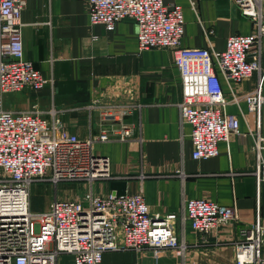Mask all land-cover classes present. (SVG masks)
Instances as JSON below:
<instances>
[{"label":"built area","instance_id":"1","mask_svg":"<svg viewBox=\"0 0 264 264\" xmlns=\"http://www.w3.org/2000/svg\"><path fill=\"white\" fill-rule=\"evenodd\" d=\"M27 0H0V264H58L62 254L73 264H98L107 251L163 248L184 258V224L201 236L238 218L232 206L206 198H182L178 212H151L142 193L92 191V183L111 176L109 158L94 151L98 142L127 141L134 124L127 120L140 104L99 92L85 105L96 116L97 132L76 136L60 118L46 120L42 110H9L7 92L38 90L48 80L23 57L21 11ZM251 18L255 30L228 36L223 50L181 45L184 14L181 4L163 0H87L91 23L111 30L124 17L134 19L137 46L166 48L181 78L177 103L179 124L191 125L192 156L212 158L218 142L250 137L256 179H264V66L260 51L248 56L264 34V0H232ZM255 76L252 90L234 92L231 82ZM224 80L231 88L226 96ZM244 101L254 112L255 129L241 131L235 114L224 109ZM51 113L55 110L52 108ZM176 175L188 174L180 168ZM37 180L85 182L89 188L75 199L54 198L49 207L30 210V184ZM234 264H264V226L259 214L239 230L233 242Z\"/></svg>","mask_w":264,"mask_h":264},{"label":"crops","instance_id":"2","mask_svg":"<svg viewBox=\"0 0 264 264\" xmlns=\"http://www.w3.org/2000/svg\"><path fill=\"white\" fill-rule=\"evenodd\" d=\"M181 4L184 31L181 45L223 50L228 36L249 34L253 20L232 0H163ZM23 57L47 78L38 90L7 92L3 105L9 110H42L50 121L60 118L79 137L97 132V120L85 105L99 92L140 104L127 120L134 133L127 141L98 142L97 154L109 158L111 176L92 183V191L105 194L142 193L151 212H178L182 198H206L235 208L238 218L201 236L187 221L184 258L163 248L107 251L98 264H234L233 242L239 230L259 214L264 226V179L254 173L255 154L250 137L231 136L218 142L212 158L192 156L191 125L180 126L177 103L181 78L166 48L138 50L134 19L124 17L108 30L91 23L87 0H27L21 11ZM260 51L264 66V34L251 45L248 56ZM255 76L231 82L234 92L252 90ZM226 96L230 86L222 80ZM55 112L51 113L50 110ZM235 114L241 131L255 129V114L244 101L224 109ZM180 168L188 174L183 180ZM89 188L85 182L37 180L30 184V210L38 214L54 199H75ZM41 195V200L38 195ZM71 257V256H70Z\"/></svg>","mask_w":264,"mask_h":264},{"label":"rangeland","instance_id":"3","mask_svg":"<svg viewBox=\"0 0 264 264\" xmlns=\"http://www.w3.org/2000/svg\"><path fill=\"white\" fill-rule=\"evenodd\" d=\"M41 195H38L37 197L40 198L41 200ZM72 255H67V254H62L59 256L58 258V264H73L72 263V257H70Z\"/></svg>","mask_w":264,"mask_h":264}]
</instances>
